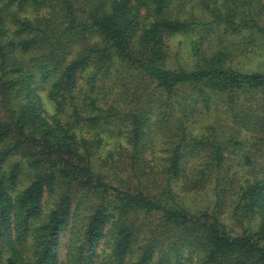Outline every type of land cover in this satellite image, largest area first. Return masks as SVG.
<instances>
[{
  "label": "trees",
  "instance_id": "1",
  "mask_svg": "<svg viewBox=\"0 0 264 264\" xmlns=\"http://www.w3.org/2000/svg\"><path fill=\"white\" fill-rule=\"evenodd\" d=\"M256 38L262 0H0V264H95L104 239L113 264H264V62L231 59ZM209 106L227 133L190 129ZM108 128L124 142L101 155ZM202 189L209 207L183 202Z\"/></svg>",
  "mask_w": 264,
  "mask_h": 264
},
{
  "label": "rangeland",
  "instance_id": "2",
  "mask_svg": "<svg viewBox=\"0 0 264 264\" xmlns=\"http://www.w3.org/2000/svg\"><path fill=\"white\" fill-rule=\"evenodd\" d=\"M264 1V0H262ZM218 34L216 32H206L204 34V41L202 44L205 45ZM199 36L200 33H197ZM253 37V36H252ZM197 36L195 32H185V33H174L170 36L166 37L165 43L168 44V53H169V61L172 63L173 66H183L189 67L194 58L192 56V41L196 39ZM258 38L255 39V44L252 45V52L249 53L247 51L243 57H238V52L231 57L232 65L237 67L238 69L243 70H256L257 68H263L264 62V40L262 42H258ZM257 42V44H256ZM203 46V45H202ZM250 46H247V50H249ZM198 59V58H197ZM230 59V60H231ZM34 99L37 102V106L43 111L44 114H51L53 112V104L51 99L46 94L45 90H39L35 92ZM199 108V107H198ZM196 109L195 112L192 114V118L190 121V129L197 133L199 129L204 125L208 124H221L217 125L216 127L222 128L224 132L227 133L228 127L230 126L229 122H226L223 113H219L218 111H214L211 106L208 108ZM225 134V133H224ZM102 141L98 148V153L104 155L108 149H112L115 146V142L117 139L120 142H124L123 138L117 136L112 128H108L101 132L100 134ZM124 144V143H123ZM95 153V154H98ZM191 162L192 165L194 164L195 160L193 159ZM134 183V182H132ZM180 195L182 196L183 202L191 208L195 207H204L211 205V195L208 193V189H202L198 191H189V192H181ZM49 206V200L45 199L43 204L44 211L47 210ZM229 208V207H228ZM225 208L221 215V219L226 225L230 226L231 218L229 217V209ZM80 216L78 214L75 216L74 220H69L68 225L66 226L65 230L61 232V236H59V246L57 249V258L59 260H63L65 256L66 250V243L67 239L69 238V230L70 232L75 230V226L80 224ZM71 226V227H70ZM71 228V229H70ZM110 241L108 239H104V241L98 246L97 249V257H95V264H113L109 257L107 256L110 250ZM184 264H195V259H191L189 261H185Z\"/></svg>",
  "mask_w": 264,
  "mask_h": 264
}]
</instances>
